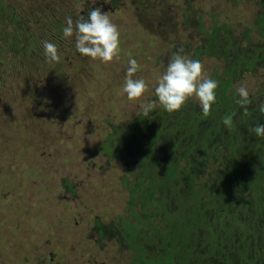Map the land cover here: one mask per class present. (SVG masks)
<instances>
[{
	"label": "rangeland",
	"instance_id": "rangeland-1",
	"mask_svg": "<svg viewBox=\"0 0 264 264\" xmlns=\"http://www.w3.org/2000/svg\"><path fill=\"white\" fill-rule=\"evenodd\" d=\"M95 7L107 12L120 32L119 58L109 63L80 55L74 38L63 36L67 17L75 20L79 9L86 16ZM259 14V0H0V264H131V252L115 236L99 238L95 222L110 225L130 218V190L145 185L141 176L136 178V161L151 157L141 144L125 147L121 159L120 143L111 144L110 153L105 150L108 138L144 116L141 105L155 102L153 110L162 109L155 87L177 50L200 60L208 77L225 79L232 58L208 54L209 35L215 27H226L220 39L231 34L239 46L232 57L253 54L263 45L255 21ZM45 40L56 44L59 62L45 57ZM130 58L141 66L134 78L148 85L136 100L122 92ZM231 85L236 99L237 89L246 87L248 107L259 109L264 62L241 71ZM194 109L202 112L193 97L180 110ZM233 121L235 133L246 130L235 128L237 117ZM173 137L160 140L168 145ZM219 154L224 158L220 167L208 164L211 175L238 170L249 160L246 180L260 173L254 157L246 163L236 162L225 149ZM175 175L177 185L187 177ZM133 210L141 214L137 203Z\"/></svg>",
	"mask_w": 264,
	"mask_h": 264
},
{
	"label": "flooded vegetation",
	"instance_id": "flooded-vegetation-1",
	"mask_svg": "<svg viewBox=\"0 0 264 264\" xmlns=\"http://www.w3.org/2000/svg\"><path fill=\"white\" fill-rule=\"evenodd\" d=\"M263 9L264 0H259V11L262 12ZM182 112L184 111L180 110L178 114ZM192 113L186 121L182 122L180 119L174 121L171 117L167 118V114L156 115L155 110L147 115V117L151 116L150 123L154 127V130L151 127V130L149 129L152 132L150 139L153 142L144 144L147 146L148 156L151 157L150 161L153 160L154 164L148 169L147 163L150 161L136 162L139 163L138 169L142 170L140 172L147 173L145 178L150 180L149 183H155L149 187L147 183L139 191L130 190V197L134 199L132 208H135L137 203L141 214L130 208L128 212L129 217L135 220L131 223L132 228L137 229L135 235L140 236L142 241L139 247L141 252L148 253V257L153 261H159L173 251L181 256L188 255L195 261L218 255L225 259L224 255L230 257L236 254L239 248L247 244V240L241 243L239 237L233 239V242L226 239L228 231L231 232L227 226H232L233 216L244 218L243 228L254 238L251 237L250 244L254 242L261 244L263 240L260 235L264 233V204L250 207L249 202L243 201V194H240L237 189L244 182L240 177L236 179L239 182L235 183L230 179L229 185H225L227 180L223 178L232 175L236 169H230L227 173L222 170L223 172H216L214 175L208 172V164L210 165L212 161L217 162L220 167L221 160L224 159L220 157V149L227 150L228 155L232 154L236 162L240 161L243 153L237 152L239 144L236 138H233L231 141L233 144L230 146L222 142L223 137H218L217 133L224 124L216 122L218 112L214 111L212 106L207 116L198 109L192 110ZM153 116L159 119L158 123H154ZM208 121L211 123L207 124ZM184 125L187 127L184 128ZM201 125L208 133L207 145L204 142H200L201 145H199L197 140H193V134H191L193 130L201 129ZM241 125L246 130L242 128L240 132L237 128ZM241 125L236 124L237 133L248 138L251 143H255L256 139L251 134L253 131L245 123ZM168 134L170 136L174 134V137L169 139L168 145H164L160 138ZM224 134L228 135V132ZM146 137L147 135L144 134L142 138ZM261 144L262 146L258 143L251 144L252 150L258 146L261 148L255 151L262 150L264 142ZM205 147L206 150H204ZM257 160L262 167L255 180L264 186V156ZM252 163L250 161L251 165ZM234 164L237 163L234 162ZM176 172L187 174L186 179L178 185L175 182ZM244 172L246 171L241 173ZM262 192L261 188H255L254 194L261 195ZM148 207L151 208L148 209ZM138 216L141 217L140 220L137 219ZM130 218L122 217L121 220L129 221ZM238 223L240 226L239 220ZM248 224L250 228L246 230ZM206 249H209L207 253H205ZM231 249L233 251H230ZM203 261L207 262V260Z\"/></svg>",
	"mask_w": 264,
	"mask_h": 264
},
{
	"label": "trees",
	"instance_id": "trees-1",
	"mask_svg": "<svg viewBox=\"0 0 264 264\" xmlns=\"http://www.w3.org/2000/svg\"><path fill=\"white\" fill-rule=\"evenodd\" d=\"M260 11H259L260 14L257 16L255 20L256 24L259 26V29L263 35V45L262 47L259 48V51H254L253 54L251 52H248L246 54H240L238 57H232L236 54L235 53L236 51H239V46L236 45L237 43L234 42V39L231 34L229 37L225 36L220 39L219 33L221 29H224L226 34L228 33L227 28L223 26L220 27V29L215 27L216 29H214L213 33L209 35L208 48H207L208 50H206L208 54H212L216 56L220 54L224 58H227V59L230 57L232 58V60L229 61V64L225 67L223 71L225 79L221 77L223 79L221 80L220 78H218L220 76L216 75L217 82H218V87L216 89V98H219V103L218 104L214 103L212 105V109L218 112L216 114V122L223 123V120L225 118L231 117L232 123H233L234 118L237 117L239 119V122L238 123L235 122V123L238 126L241 125L242 123H245L247 127L250 128L252 131H253V128L257 124H264V113L260 112V110L258 109V106L253 107L251 105L248 107L249 104L246 106L247 110L245 111V109L242 108L241 105L237 103L238 99H235V96L237 93L234 92L231 84L233 80L237 79L240 76L241 71H245V69L246 70L249 69L252 71L255 69V67L259 63H261L262 61L264 62V9L262 10V12ZM221 40H224V42H221ZM204 51L205 50H203V52ZM198 54L199 53L196 52V55ZM229 91H232V94H229ZM230 98H232L231 101H229ZM156 113H157L156 115L167 114L168 115L167 118L170 119L171 117L173 118L174 121L176 120L178 121V119H180L181 122L186 121V119L190 117V114H193L192 111L190 110L184 111L180 114L178 113L176 114L175 111L169 113L163 107L160 111H156ZM233 113L235 114L233 115ZM186 114L188 116H185ZM150 121H151V116H148V117L142 116V117L137 118L133 122H130L128 125H126V127H121V128L118 127V129L117 128L114 129L115 134L111 135L108 138L107 143L105 144V150L110 153L112 152L111 150L112 147L108 150L109 146H111V144L114 145L116 143H120L122 147L118 149L117 155L121 159L123 158L125 159V153L123 152V149L125 147H129L130 149H133L134 147H139L138 145H141L144 143L146 144L148 142L152 143L153 140L150 139L152 132H150L149 129L151 130L152 128L154 130V127L150 123ZM232 126L233 124L231 125V127H228L224 124L222 128L218 131L217 133L218 137L220 138L223 137L222 142L230 144L231 146L233 144L231 141L235 137L239 144L237 145V147L239 146L237 149V152L240 154L243 153L241 154L243 156L242 157L240 156L242 161L246 162V159H249L248 156L261 159L264 156V150L262 149V150L254 151L252 150L253 146L250 144L251 142L248 141V138H245L240 133H236V136H235L234 130H232V132L229 133ZM183 127L185 128L187 127V125H184ZM200 128L201 129H196L192 131L191 134H193V140L195 141L197 140L198 143L204 142L205 145H207L208 144L207 142L208 133L204 131V127L202 125L200 126ZM119 129L121 131H119ZM226 132H228V135L224 134ZM158 133L160 134V132ZM144 134L147 135L145 140L144 138H142ZM255 136L258 139H260L256 141L258 144H261L262 142H264L262 136H257L256 134ZM206 149L207 148L205 147L204 150ZM255 154H257L258 156ZM140 162L145 163V160H142ZM147 164H149L148 165V169H149L151 166H153L154 161L152 160L148 162ZM249 164H250V160H249ZM249 164H244V165L242 164L239 168L240 171L238 169L232 175H230L229 177L227 176L226 178H223V179L227 180V182H225V185H229L230 179L234 180L235 183H237L239 181H237L236 179H239V177L242 178L243 179L242 181L244 182L237 189L239 190L240 194H243V201L249 202L250 207H254V206H259L261 204H264V186L261 183H257V180L255 179L249 182L248 180H246L249 178L247 175V170L251 166ZM140 171L142 170L140 169L139 172ZM242 171H246V172L241 173ZM139 172L136 178L141 176L144 179L145 185L149 183L150 180H147V178H145L147 173L142 174V172L140 173ZM154 183L155 182H150L147 185V187L153 185ZM255 188H261L263 190L261 195L254 194ZM133 190L139 191V188L136 184H134ZM133 202H134V199H131L130 203H132V205H134ZM130 209H133V208L130 207ZM232 218H233L232 226H227V229L231 230V232L228 231L226 235L227 236L226 239L233 242L234 241L233 239L239 237L240 238L239 240L241 241V243H244L247 240V244H245L243 248H239L236 251V254H233L230 257H227L226 255H224L225 259H223L222 256L218 255V256L208 257L209 259L202 258V259L195 261V259H193L192 257L189 258L188 255L182 254L181 256L178 253H175L176 251H173L167 254V256L164 257L163 259L159 261L158 260L153 261L152 258L148 257V253L141 252L142 250L139 248L142 243V241L140 240L141 238L140 236L135 235V233L137 232V229L136 228L133 229L132 228L133 224H131L127 220H121L120 222L117 221L110 225L103 224L102 222H99L97 220L95 222V227H96L95 231H97L99 238L103 236L111 237L110 235L115 236L118 242L121 243L122 248L131 252L132 254L131 264H264V233L260 235L263 239L261 244L256 243V242H254L253 244H250L249 242L252 236H250L249 232L247 233L243 228V225L245 223L244 218L240 219L241 217H238V216H233ZM238 220L240 222V226H239ZM215 225L216 224H214V228H215ZM249 228H250L249 224L248 226L246 225V230ZM252 239L254 238L252 237ZM230 251H233V249H231ZM203 260H207V262Z\"/></svg>",
	"mask_w": 264,
	"mask_h": 264
},
{
	"label": "clouds",
	"instance_id": "clouds-1",
	"mask_svg": "<svg viewBox=\"0 0 264 264\" xmlns=\"http://www.w3.org/2000/svg\"><path fill=\"white\" fill-rule=\"evenodd\" d=\"M83 8L78 10L77 18L67 17L63 28L64 38H74L76 51L93 60L103 63L112 62L119 58L120 32L107 12L100 7L89 10L81 15ZM45 57L53 62H59L60 55L56 44L50 41L42 42ZM183 49L173 53L165 71L158 77L155 95L159 104L169 113L180 110L190 98H195L205 116L209 115L211 106L216 101V80L205 75L204 65L200 60L182 55ZM141 66L135 59L130 58L125 74L122 92L129 100L139 99L148 89L142 78H134ZM239 99L237 103L247 110L251 103L248 89L241 86L237 89ZM155 102L141 105V111L147 116L154 108ZM264 113V104L259 108ZM235 113H233L234 115ZM223 123L231 127V117L225 118ZM257 136H264V124H257L253 128Z\"/></svg>",
	"mask_w": 264,
	"mask_h": 264
}]
</instances>
